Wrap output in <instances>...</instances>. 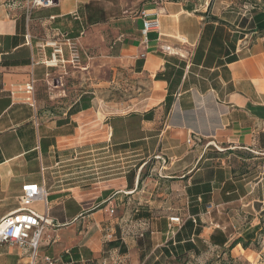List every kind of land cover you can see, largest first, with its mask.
Wrapping results in <instances>:
<instances>
[{"label":"crops","instance_id":"0c3cea01","mask_svg":"<svg viewBox=\"0 0 264 264\" xmlns=\"http://www.w3.org/2000/svg\"><path fill=\"white\" fill-rule=\"evenodd\" d=\"M26 1L0 0V63L20 62L0 65V220L20 208L24 186L46 187L47 180L55 179L56 167L82 160L81 152L70 151L90 145L87 135L98 131L96 143H112L100 150L143 140L146 161L131 188L128 169L91 190L83 189L81 181L55 187L48 198L67 196L35 204L40 214L48 208L53 223L45 232L41 259L49 256L66 264L63 254L77 249L80 264H183L163 249L175 238L170 219L182 220L177 233L189 218L196 222L189 215L188 188L194 178L213 170L211 202L201 208L199 218L203 231L190 238L197 254L188 253L186 264H215L222 255L242 264H264L259 242L229 249L235 239L229 230L264 226V36L256 33L238 41L239 60L224 69L217 62L224 60L227 45L225 40L223 45L211 44L218 24L208 20L222 17L241 1L264 0H53L30 12ZM251 6L240 5L237 15H246ZM144 12L159 20L158 31L149 34L147 42L142 35ZM252 20L264 30V10ZM208 24L214 26L209 32ZM223 28L224 36L233 33ZM60 38L79 43L84 61L68 64L62 78H56L60 68L43 60L50 58L49 43ZM201 42L203 58L196 65ZM208 55L210 66L205 67ZM166 57L187 64L170 111L165 106L169 85L156 80L165 70ZM32 80L34 102L29 103L24 88ZM88 93L94 95L92 107L58 126ZM151 110L154 120H141ZM236 154H242L237 156L239 165L231 163L237 162L232 160ZM253 160H260L258 166ZM146 165L147 176L139 185ZM218 173L224 180L216 183ZM104 192L110 194L104 198ZM67 202L72 213L79 208L82 212L68 216ZM101 205L106 207L84 215ZM138 212L149 217L136 220ZM247 216L252 221L246 224ZM181 236L185 242L186 234ZM118 239L127 253L108 248ZM29 261L27 249L0 246V264Z\"/></svg>","mask_w":264,"mask_h":264},{"label":"trees","instance_id":"16d2710c","mask_svg":"<svg viewBox=\"0 0 264 264\" xmlns=\"http://www.w3.org/2000/svg\"><path fill=\"white\" fill-rule=\"evenodd\" d=\"M172 1H182V0H172ZM247 3H250L252 5L251 6L252 8H250L247 14L244 16L241 13L237 15V13H239V10H238L239 6L246 5ZM237 5L238 6L236 5L230 6L227 9V11L224 12L223 16L220 18L214 17V16H209L208 18L210 23L218 24L217 31L211 41V44L219 46L220 44H222V40H225V43L227 45V47L225 48V53H224V57H225L224 60L217 62V65L224 69L227 68L228 64L234 63L239 60V56L236 54L238 41L244 39L247 35L256 34V33H257V36L259 37L264 36V30L258 29L252 20V17L254 15L264 10V4L255 3L253 1L251 2L241 1L237 3ZM233 19H235V21H232ZM224 26L230 28L233 31V33H227V35L224 36L223 34ZM213 27H214L213 25L208 24V26H206L205 28V31L208 30L209 32V30ZM201 48H202V42L200 43V46L196 54V58L198 57V60L196 59V65H200L202 62L204 52H202ZM209 58L210 56L208 55L207 60L204 63L205 67L210 66L208 62ZM165 60H166L165 70L156 75V80L165 81L169 85L168 96L166 98L165 106H166V111H170L172 105L174 104L176 100L175 95L177 93L178 87L180 85L181 77L183 76V73H184V70L187 64L183 61H180L172 57H166ZM21 63L23 65L29 64L28 61H23ZM19 64L20 62H9L7 60H3L0 63V65H4L5 67L16 66ZM139 64L142 66L144 64V60H140L138 62V65ZM93 99H94V95L91 93L83 95L80 101L76 105H74L69 111L68 118L58 121V126H62L64 124L69 123L70 118L73 115H76L81 111L90 109L92 107ZM154 114H155V110H151L141 115L140 117H141V120H144V121H153ZM130 117L133 118V117H138V116L132 114L130 115ZM115 147L117 148L118 151H130V150L134 152L135 151H143V152L145 151L143 149L144 147L143 140H134L130 143L119 144ZM144 154L145 156L140 160V162L137 165H135V168H133L126 176L128 183H129V188L133 186V183L136 179L137 171L142 167V165L146 161L145 158L147 157V154L145 152ZM247 158L252 159L253 156L248 155ZM147 165L144 166L141 172V175L139 178V185H141V183L147 176V173H146ZM213 177H214L213 170H208L204 173V176L202 177L198 176L197 178H194L192 182V186L188 188V196H189V201H190L189 202V215L190 217H194L196 222H194L192 218H189L185 222L181 230L176 234L174 240L169 241L167 243V246L163 248L164 252L167 253L168 255L169 254L171 255V252H172L176 257L177 262H182L183 264H186L185 259L188 253L195 252L197 254V248L193 243H191L190 238L192 235H194L195 237H199L203 231V226L200 223L199 218L201 214V208H204L211 202V191H212L211 180L213 179ZM223 180L224 178L222 177V175L218 173L216 183H218L219 181H223ZM109 194L110 192H104V198L107 197ZM64 196H67V194L50 196L48 200L51 202V201H54L55 199H58ZM65 205H66V213L68 216L69 215L76 216L82 212L81 209L79 208V209H76L74 213H72L70 209V203L67 202ZM105 207L106 205H101L100 207L92 211L84 213V215H89ZM138 213L139 214L135 215L136 220L149 217L148 214H143L140 212ZM261 215L262 217H264V211L262 212ZM261 229H262V226L260 224L258 226H255L254 228L244 231L241 234V236H239L233 241L229 249L231 250L240 244L244 248H248L250 245L256 244L258 242L257 234L259 231H261ZM181 232L183 233V235L186 234L185 242H183L184 236H181ZM108 248L110 249L118 248L120 250V253L122 254L127 253V247L125 244L121 242V239H118L117 241L108 244ZM62 258H63L64 263L66 264H70V263L80 264L79 262L80 255L77 249L71 250L70 253L68 254H63ZM94 263H96V261L87 262L86 264H94Z\"/></svg>","mask_w":264,"mask_h":264},{"label":"built area","instance_id":"2783aa9c","mask_svg":"<svg viewBox=\"0 0 264 264\" xmlns=\"http://www.w3.org/2000/svg\"><path fill=\"white\" fill-rule=\"evenodd\" d=\"M53 4V0H27L26 9L30 12L34 8L45 7ZM153 16V17H152ZM142 35L147 42L149 34L159 29L158 16L144 12ZM65 45L69 52V60L64 58L63 47L57 43L53 44V53L50 58H45L43 63L54 68H66L67 64L78 65L81 63V49L74 40L67 39ZM24 93L28 95L25 101L34 102L35 81L32 80L25 85ZM48 192L38 184H29L22 188L20 197V208L0 220V246L18 245L29 251V262L19 264H58L59 261L49 256L41 259L40 249L44 240L46 230L53 225L48 215V208L44 214H40L33 209L39 202H47ZM113 215L114 209L110 210ZM182 225V220L178 217L170 219L169 231L174 238L177 229ZM142 236V234H141Z\"/></svg>","mask_w":264,"mask_h":264},{"label":"rangeland","instance_id":"374dc122","mask_svg":"<svg viewBox=\"0 0 264 264\" xmlns=\"http://www.w3.org/2000/svg\"><path fill=\"white\" fill-rule=\"evenodd\" d=\"M262 4H264V2H262ZM67 39L60 38V40H58V41L50 42L48 47L52 49L51 54L53 53V50H54L52 47L53 44L57 43L58 45L63 47L64 58L66 60H69V58H70L69 52L67 51V46L65 45ZM78 45H79V48L81 49L79 43H78ZM83 59H84V54H83V51L81 49V63L80 64H83V61H84ZM70 65L74 66L72 64H70ZM67 66H68V64L66 65V67ZM66 70L64 68L63 69L60 68L61 73L56 74L55 77L56 78H62V76L65 74ZM121 98H122V96L119 95V99H121ZM133 124H134V126L132 125V130H136L138 125H136V123H133ZM87 132L88 131H86V133ZM97 132L98 131H96V132L91 131V133H89L87 135L86 142H88V144H90V145H86V146L81 147V148L77 147L76 149H72L70 151L72 154H76V155H78L81 152L82 155H80V156L83 158L82 160H76L73 163H70V164H74L70 167L60 168L61 167V165H60V167L55 168L54 171L56 172V174L54 176H52L55 179L47 180L46 187L43 186L44 188H46L48 193L50 191H53L55 189V187L64 186L67 184H72V183H76V182H80V181H81V183L79 185H81L83 187V189L89 188L91 190L95 187L94 185L96 183L108 181V180L116 177L117 174H118L117 177H121L123 172H126L128 169H133L135 167V165H137L140 162V160L145 156L143 151H136V152H133L132 150H130V151H118L115 146H113V148L108 147L107 149L100 150L101 148H105V145H107V144L110 145L112 143H107V142H104L101 144L96 143L95 138L98 137ZM103 136H104V139H106V134H104ZM215 152H217V151H215ZM237 156H242V154L241 155L236 154V157L233 156L232 160L236 159L237 162L232 161L231 162L232 164H238V165L240 164L241 161L237 160ZM252 162H254L256 164V166H258V164L260 163V160H257V161L253 160ZM111 165H113L112 168L110 167ZM111 169H113L112 173L110 172ZM68 170H70V171H68ZM68 174H73V175L72 176H66ZM111 175H113V176H111ZM67 179H73V180L67 181ZM51 186H52V189H50ZM77 186H78V184H77ZM71 187H73V186L71 185ZM37 209L39 211H42V205H40V204L37 205ZM259 214L260 213L257 212L258 217H259ZM249 221H252V217L247 216L246 221H245L246 224ZM237 231H238V234L236 235L235 232H237ZM244 231H245V228L242 227L241 230H237V229L229 230V233L231 235H235L234 238L236 239ZM257 240L260 244L258 246L256 244L255 245L257 247L261 246L260 249L263 250L264 249V226L262 227L261 231L258 232ZM226 252H224V253H226ZM215 264H242V262L235 261L234 259L230 258V256H228V255H222L220 259L215 261Z\"/></svg>","mask_w":264,"mask_h":264}]
</instances>
